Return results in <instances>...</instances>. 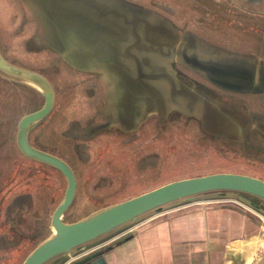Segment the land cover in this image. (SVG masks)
I'll return each instance as SVG.
<instances>
[{"label": "rangeland", "instance_id": "374dc122", "mask_svg": "<svg viewBox=\"0 0 264 264\" xmlns=\"http://www.w3.org/2000/svg\"><path fill=\"white\" fill-rule=\"evenodd\" d=\"M42 1L47 4V0ZM98 1L116 5L112 9L118 11L124 3L153 5V0ZM58 2L68 13H61L60 7L43 13L35 0H0V52L10 62L43 74L54 88L53 110L44 120L34 124L29 139L37 147L64 158L75 172L76 193L63 215L65 221H74L106 204L127 199L175 179L219 171L242 172L264 179V131L249 122V119H254L260 123L256 113H264V92L249 94L221 89L202 71L173 60L169 62V67L175 77L185 82L188 88L199 91L206 99L212 97L211 102L220 109L219 119L224 117V123L229 120L225 129L211 125L204 113L188 110L184 106L182 109L169 107L165 116H160L158 112H155L158 115H149L136 131L124 125H115L112 119L118 115V111L114 110L115 91L109 98L114 111L109 114L112 116L109 121L114 124L106 123V126L109 102L107 99L104 101V95L105 89L110 88L107 85L111 84L108 81L105 84L106 79L92 68L66 56L71 54L72 43L67 45V41L61 38L57 44L53 39V35L62 36L60 27L64 23L78 26L72 1L53 0L49 4L56 6ZM131 5H128L131 14L171 26L181 35L188 31L186 36L192 37V34L205 41L212 51H220L226 56V49L233 48L229 44L233 30L221 34L225 40L218 43L220 45L211 44L203 38L204 30H197L196 34L175 28L153 8L141 6L145 8L141 9ZM40 14L46 16L47 22L45 18L40 20ZM62 14L65 20L59 18ZM68 36L71 40V35ZM223 61L234 60L217 62ZM238 62L252 65V61ZM42 103L43 97L36 88L0 73V264H20L30 250L50 234L51 213L65 190V179L55 168L30 160L21 154L15 144L18 120ZM233 116L242 124L239 129L231 120ZM216 127L223 128L231 136ZM225 198L236 200L208 203L204 198L196 201L238 207L264 223L263 203H260L261 209H257L248 202L254 200L253 197L244 193ZM186 206L183 203L170 209L178 210ZM141 221L125 229L138 226ZM120 231L122 229L114 233ZM102 240L104 238L80 249Z\"/></svg>", "mask_w": 264, "mask_h": 264}, {"label": "water", "instance_id": "95a60500", "mask_svg": "<svg viewBox=\"0 0 264 264\" xmlns=\"http://www.w3.org/2000/svg\"><path fill=\"white\" fill-rule=\"evenodd\" d=\"M69 1H72L74 14H76L73 18L79 31L77 27L64 23L60 27L63 31L62 36L53 35V39L57 41V44L61 38L64 42L67 41V45L72 43L71 54L67 56L75 62L92 68L106 79H104L105 84L107 81L111 84L108 86L111 87L112 92L115 91L114 107L118 112L123 92L129 96V108L135 113L139 111V122L146 119L151 112H158L160 116H165L170 109L169 98L181 109L184 106L188 110L197 112L196 108L199 107L197 113L201 112L209 117L211 125H219L217 127L222 126L225 129L229 120L225 123L222 120L214 122V109L211 108L207 99L199 91L188 88L185 82L175 77L169 63L155 68L149 58L150 52L180 55L182 62L202 71L212 83L223 89L242 92L253 90L252 78L247 74L250 72V65L241 64L235 60L217 62L219 60L206 59L198 52L200 47L206 49V46L183 43L185 35L176 33V30L159 21L143 19L134 13L131 14L128 5L122 4L118 11L112 9L116 5L103 4L97 0H64L67 3ZM52 2L53 0H47L46 4L42 0H35L43 13L50 8L58 7L61 13H68L59 2L56 6L49 4ZM63 14L59 18L63 19L65 15ZM44 18L47 22L46 16L41 14L40 20ZM65 33L67 36H64ZM68 34L71 35V40ZM130 38L131 40L128 41ZM122 43H126V46H122ZM63 46L64 44L62 49ZM138 52H143L144 58L140 57ZM122 55L131 58L135 70L121 59ZM148 66L151 68H146ZM158 71L159 74H157ZM0 73L27 83L41 93L42 105L22 115L18 120L15 144L26 157L57 169L63 175L66 184L63 197L50 216V234L30 250L20 264L54 262L59 264L69 256L77 254L81 247L99 239H105L128 225L198 199L234 197L244 193L253 197L254 200L248 202L257 209H261L260 203L264 204L263 178L242 172L219 171L171 180L127 199L106 204L74 221H65L63 215L71 206L76 193L77 182L73 169L63 158L36 147L29 141V133L34 124L46 117L54 107V88L43 74L10 62L1 52ZM155 78L167 80L169 84L167 90L152 82ZM106 123L108 121L104 125H107ZM118 124L123 125L121 122ZM223 128L217 129L224 134L227 133ZM105 250L106 248L99 246L97 250L69 264H99L103 262L102 255Z\"/></svg>", "mask_w": 264, "mask_h": 264}, {"label": "crops", "instance_id": "0c3cea01", "mask_svg": "<svg viewBox=\"0 0 264 264\" xmlns=\"http://www.w3.org/2000/svg\"><path fill=\"white\" fill-rule=\"evenodd\" d=\"M252 82L253 90L246 93L257 91ZM209 104L214 109V122L220 121L217 105ZM256 114L263 125L253 119L250 125L264 131V113ZM232 121L238 129L242 127L236 116ZM100 244L106 250L99 264H264V223L238 207L199 203L162 212L73 256L81 258Z\"/></svg>", "mask_w": 264, "mask_h": 264}, {"label": "flooded vegetation", "instance_id": "af4514ba", "mask_svg": "<svg viewBox=\"0 0 264 264\" xmlns=\"http://www.w3.org/2000/svg\"><path fill=\"white\" fill-rule=\"evenodd\" d=\"M124 1L128 2V0H124ZM152 2H153L152 6H145V5H141V6L147 7V8H153L155 12L162 15L166 23L171 24L175 28L178 27L179 29L190 30L196 34H198L197 30H200V31L204 30L203 32L201 31L204 35L203 38L207 39L209 43L211 44L221 43V41L225 40L223 36H221V34L222 33L227 34L230 30H233L234 35L230 39L231 41L229 42V44L232 45L233 48L226 49V51L224 50L226 52V56L225 54L220 53V51L218 52L212 51L211 49L208 48V45L210 44L206 43L205 41H201V39L200 40L197 39L195 36L193 37L192 34H190L192 37L186 36L185 33H187L188 31L187 32L185 31V33H183L186 36V38L183 39V43L203 44L204 46H206V49L209 50L207 52L208 54L206 53L205 57L203 56L206 59H213V60L229 59V60H235V61H250L251 60L252 65H250L249 71H250V74L252 75L251 78L252 80H254V83H255L254 88L255 90H257L256 92H252V93L261 94L262 92H264L263 91L264 90V77L262 78V76H264V72L263 73L261 72L262 69L264 68V0H153ZM124 4L131 5L129 3H124ZM131 6L145 9L138 5H131ZM241 51H244V52H241ZM173 59L174 58H172V61ZM253 71L255 73H253ZM105 90L107 91V93L105 91L104 101L107 99V101L109 102L107 104V109H108L107 115H109L110 113L114 112L112 111L113 108L110 103L111 99H109L112 97V94H111L112 89L111 87L110 88L107 87ZM258 90H262V91H258ZM216 91L219 92L218 89H216ZM234 92L235 93H246V92H240V91H234ZM124 97L126 98V100H128L129 96L128 95L126 96L124 92L123 94L121 93V100H120L121 107L118 108L120 113L118 112V115H116L113 118V120L116 121L115 125H119L118 123L122 122L121 124L128 127L130 130L136 131V129H139L138 126L145 119L141 122L138 121L137 118H139V111L137 110V112L135 113L134 110L129 109L128 101L126 103V100L125 101L123 100ZM208 99L210 100L211 98H207V100ZM116 104H118V102H116ZM131 105H134V104H131ZM262 105L264 106L263 103ZM114 110H116V108H114ZM151 114H157V113L151 112L149 115ZM46 117H44L42 120H44ZM111 117L112 116L109 115L106 121H108V123L113 125L114 122L109 121ZM43 150L48 151L46 149H43ZM48 152L53 153L51 151H48ZM44 165H47V164H44ZM60 175L63 177L61 173ZM74 175H75V172H74ZM75 178H76V175H75ZM76 182H77V179H76ZM99 246H103V244H100ZM83 249H80L78 252H80ZM77 259H79L77 258V256H70L69 258H67V260H65L61 264H69Z\"/></svg>", "mask_w": 264, "mask_h": 264}, {"label": "bare ground", "instance_id": "6f19581e", "mask_svg": "<svg viewBox=\"0 0 264 264\" xmlns=\"http://www.w3.org/2000/svg\"><path fill=\"white\" fill-rule=\"evenodd\" d=\"M30 1V0H29ZM104 4V3H103ZM121 5V4H120ZM119 5V6H120ZM118 6V7H119ZM115 8H116V6H115ZM116 10V9H115ZM133 10V9H132ZM135 10V9H134ZM143 12V11H142ZM47 13V12H46ZM41 15V14H40ZM140 15V14H139ZM148 15V14H147ZM48 16V15H47ZM144 16V15H143ZM50 19V18H49ZM43 22H44V20H43ZM51 23V22H50ZM187 35H189V34H187ZM194 37V36H193ZM46 38V37H45ZM44 38V39H45ZM131 40V38L130 39H128V41H130ZM52 41H53V39H52ZM202 41V40H201ZM122 46H126V43H122ZM60 48V47H59ZM215 48V47H214ZM69 51H70V49H69ZM209 50L208 49H205V48H202V47H200L199 48V50H198V52L200 53V55L203 57H205V55H206V53L208 52ZM211 51V50H210ZM224 51V50H223ZM208 54V53H207ZM224 54V53H223ZM138 55L140 56V57H143L144 58V56L145 55H143V52H138ZM65 56V55H64ZM67 56V55H66ZM148 56V55H147ZM149 58H150V61H151V64H153V66L155 67V68H158L161 64H168L171 60H172V58H174L173 60H178V61H181L182 62V58H181V56L180 55H178V54H173V53H171V54H167V55H164V54H162V53H160V52H150L149 53ZM122 60H125L126 62H127V64L131 67V69L132 70H135L136 68H135V66H134V62L131 60V58L130 57H125V56H123L122 55V58H121ZM217 59V58H216ZM245 59V58H244ZM70 61H71V59H70ZM251 61V60H250ZM172 62V61H171ZM69 63V62H68ZM181 64V63H180ZM73 65V64H72ZM183 65V64H182ZM257 65V64H256ZM77 67V66H76ZM263 67V66H262ZM146 68H151L150 66H148V67H146ZM86 69V68H85ZM155 73V72H154ZM156 74V73H155ZM157 74H159V71H158V73ZM156 74V75H157ZM101 76V75H100ZM102 77V76H101ZM258 77V76H257ZM152 78V77H151ZM150 78V79H151ZM259 78V77H258ZM104 82V81H103ZM152 82H154V83H156V84H158L162 89H165V90H167V88L169 87V84H168V82H167V80H165L164 78H155V79H153L152 80ZM108 83V82H107ZM255 85V84H254ZM197 89H198V87H197ZM108 90V89H107ZM199 90V89H198ZM204 92V91H203ZM106 93H107V91H106ZM127 96V95H126ZM207 96V95H206ZM212 98V97H211ZM123 100H124V98H123ZM128 101V100H127ZM209 101V100H208ZM214 101V100H213ZM211 102V101H210ZM209 102V103H210ZM223 102V101H222ZM222 102H221V104H222ZM264 102V101H263ZM124 103V102H123ZM125 104V103H124ZM123 104V105H124ZM129 104V103H128ZM229 104H231V103H229ZM225 105H228V104H225ZM232 105V104H231ZM168 106L169 107H175V108H179V106H178V104H174L169 98H168ZM124 107V106H123ZM221 107V106H220ZM234 107V106H233ZM130 109V108H129ZM198 109H199V107H197L196 108V111L198 112ZM231 109V108H230ZM219 111H220V109H219ZM132 112V111H131ZM130 112V113H131ZM222 112V111H221ZM250 112V111H249ZM252 115V114H251ZM254 115H256V114H254ZM264 115V114H263ZM122 116V115H121ZM137 116V115H136ZM131 117V116H130ZM166 118V117H165ZM204 118V117H203ZM253 118V117H252ZM113 119V118H112ZM120 119V118H119ZM138 119V118H137ZM130 120V119H129ZM134 120V119H133ZM205 120V119H204ZM210 120V119H209ZM208 120V121H209ZM254 120V119H253ZM121 121V120H120ZM207 121V120H206ZM116 122V121H115ZM133 122V121H132ZM135 122V121H134ZM248 122V121H247ZM249 122H250V119H249ZM122 123V122H121ZM205 123V122H204ZM203 123V124H204ZM249 124V123H248ZM257 124V123H256ZM109 125V124H108ZM133 125V124H132ZM261 125V124H260ZM107 126V125H106ZM110 126V125H109ZM204 126V125H203ZM249 126V125H248ZM89 127V126H88ZM134 127V126H133ZM261 128V127H260ZM206 129V128H205ZM84 132V131H83ZM241 132V131H240ZM224 134V133H223ZM240 134H242V133H240ZM85 135V134H84ZM89 135V134H88ZM249 138V137H248ZM249 201V200H248Z\"/></svg>", "mask_w": 264, "mask_h": 264}, {"label": "built area", "instance_id": "2783aa9c", "mask_svg": "<svg viewBox=\"0 0 264 264\" xmlns=\"http://www.w3.org/2000/svg\"><path fill=\"white\" fill-rule=\"evenodd\" d=\"M229 199L232 200L233 198L218 197V198L206 199L205 201L208 202V203H212V202H220V201H229ZM233 200H236V199H233ZM205 201H204V200L192 201V202L184 203V206H186V205H188V204L199 203V202H205ZM244 205H245V204H244ZM179 207H180V206L175 207L174 209L179 208ZM174 209H173V210H174ZM170 210H172V209H168V210H165V211H162V212H168V211H170ZM162 212H160V213H162ZM160 213H157V214L152 215V216H150V217H148V218H145L143 221H141V222L139 223V225L142 224V223H145V222L149 221L150 219H152L153 217H156V216H157L158 214H160Z\"/></svg>", "mask_w": 264, "mask_h": 264}]
</instances>
